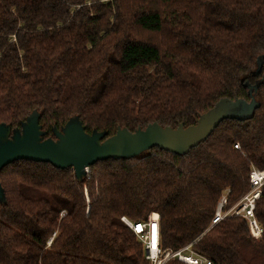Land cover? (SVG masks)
<instances>
[{
  "label": "trees",
  "instance_id": "16d2710c",
  "mask_svg": "<svg viewBox=\"0 0 264 264\" xmlns=\"http://www.w3.org/2000/svg\"><path fill=\"white\" fill-rule=\"evenodd\" d=\"M221 100L249 113L185 151L97 161L81 180L44 162L0 169V264H149L121 218L152 213L163 250L264 264V185L260 240L242 217L206 231L223 192L230 207L264 169V0H0V123L12 131L36 115L43 140L78 121L103 141L193 126Z\"/></svg>",
  "mask_w": 264,
  "mask_h": 264
},
{
  "label": "water",
  "instance_id": "95a60500",
  "mask_svg": "<svg viewBox=\"0 0 264 264\" xmlns=\"http://www.w3.org/2000/svg\"><path fill=\"white\" fill-rule=\"evenodd\" d=\"M224 117L223 111L214 108L193 126L165 129L151 125L132 133L119 130L101 141L102 133L86 134L78 121H69L55 133V140H43L34 115L21 124L20 130L12 131L9 125L0 123V169L18 160L44 162L59 169L70 168L76 179L81 180L86 176V169L97 161L135 157L152 147L170 152L185 151L202 140ZM2 194L0 187V198Z\"/></svg>",
  "mask_w": 264,
  "mask_h": 264
},
{
  "label": "built area",
  "instance_id": "2783aa9c",
  "mask_svg": "<svg viewBox=\"0 0 264 264\" xmlns=\"http://www.w3.org/2000/svg\"><path fill=\"white\" fill-rule=\"evenodd\" d=\"M235 148H238V145H235ZM87 173L88 168L86 169V175ZM249 184L251 191L245 198L246 202L239 205L238 209L235 208L234 210L223 211L225 200L218 203L211 219V226H214L225 217L242 216L245 219L248 217V226L253 236H255V230L258 228L256 221L252 219V211L254 202L259 199L261 187L264 184V170H253L249 175ZM241 210L245 212L244 216L240 214ZM121 221L134 233L137 240L142 244L144 257L149 264H166L172 259L178 260L184 264H211V261L206 256L193 251L190 245L177 250L161 249L159 245V224L157 218L154 216L141 222H132L125 217H122ZM50 242L51 239L47 244L49 245Z\"/></svg>",
  "mask_w": 264,
  "mask_h": 264
},
{
  "label": "rangeland",
  "instance_id": "374dc122",
  "mask_svg": "<svg viewBox=\"0 0 264 264\" xmlns=\"http://www.w3.org/2000/svg\"><path fill=\"white\" fill-rule=\"evenodd\" d=\"M216 110H219V111H223L224 113H225V116L226 117H233V118H240V117H243V116H245L247 113H246V110H247V108H244L241 104H235V103H230V102H228V101H225V100H221V101H219L218 102V104L216 105ZM234 148H235V145H234ZM235 149H238V148H235ZM145 151H143L142 153H144ZM141 153V154H142ZM253 170H259V169H256V168H254V167H252L251 168V171H250V173L253 171ZM262 170H264V169H262ZM90 172V170H89V168H88V173H87V178H89V175L88 174H90L89 173ZM250 175V174H249ZM264 185V184H263ZM262 185V186H263ZM250 191H251V189H250V184H249V189H248V191L237 201V202H235L233 205H231L230 207H227L226 208V204H227V193H228V190H226V191H224L223 192V194L220 196V198H219V200H218V202H217V204H216V207H217V205H218V203H220L222 200H225V204H223L224 205V209H223V211H228V210H234L235 208H237L238 209V206L239 205H242V204H244L245 202H246V200H245V198L249 195V193H250ZM261 193H262V187H261ZM84 194H85V196H87L86 195V190H84ZM260 197H261V194H260ZM259 197V198H260ZM87 200V199H86ZM259 199H257L255 202H254V208H253V217H252V219L253 220H255L256 221V224H257V228L258 229H256L255 230V236H253V234H252V232H251V230H250V227L248 226V217H246V222H247V226H248V230H249V234H250V236L253 238V239H255V240H260L261 238H262V232H263V228H262V226L260 225V223L256 220V218H255V214H254V210H255V207H256V203H257V201H258ZM87 204H88V200H87V202H86ZM216 207H215V209H216ZM86 211H88V209L86 210ZM62 214H64V212H62L61 214H60V216L62 217L63 215ZM240 214H242L243 216L245 215V212L243 211V210H241L240 211ZM151 216H154L155 218H157L156 217V215L155 214H150L148 217H147V219L149 218V217H151ZM236 217H242V216H236ZM226 218V217H225ZM243 218V217H242ZM146 219V220H147ZM251 219V220H252ZM142 221H145V220H142ZM219 223V222H218ZM217 223V224H218ZM159 224V223H158ZM216 225V224H215ZM214 225V226H215ZM213 226H211V221H210V224H209V226L207 227V229H206V231H208V230H210L211 228H212Z\"/></svg>",
  "mask_w": 264,
  "mask_h": 264
}]
</instances>
